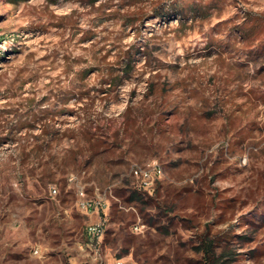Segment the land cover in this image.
Instances as JSON below:
<instances>
[{
	"label": "rangeland",
	"instance_id": "1",
	"mask_svg": "<svg viewBox=\"0 0 264 264\" xmlns=\"http://www.w3.org/2000/svg\"><path fill=\"white\" fill-rule=\"evenodd\" d=\"M117 259L264 264V0H0V264Z\"/></svg>",
	"mask_w": 264,
	"mask_h": 264
},
{
	"label": "built area",
	"instance_id": "2",
	"mask_svg": "<svg viewBox=\"0 0 264 264\" xmlns=\"http://www.w3.org/2000/svg\"><path fill=\"white\" fill-rule=\"evenodd\" d=\"M132 173L134 176L139 177L137 185L148 190L152 191L155 178L161 174V167L154 163L151 166H146L142 169H133ZM52 192H56V188L52 187ZM106 200V191L103 192V195L98 198H88L83 189H80L78 192V198L76 201L77 206L84 211L91 210H102L105 206ZM135 228L137 226L135 225ZM104 234V222L102 219H97L94 222L89 223L85 228V238L86 245L94 249L95 258H100L99 247L102 236ZM114 264H124L120 259L115 260Z\"/></svg>",
	"mask_w": 264,
	"mask_h": 264
},
{
	"label": "trees",
	"instance_id": "3",
	"mask_svg": "<svg viewBox=\"0 0 264 264\" xmlns=\"http://www.w3.org/2000/svg\"><path fill=\"white\" fill-rule=\"evenodd\" d=\"M204 246H205V249H204V253H205V255H209V253H210V251L212 252L213 250H212V242L210 241V242H206L205 244H204Z\"/></svg>",
	"mask_w": 264,
	"mask_h": 264
}]
</instances>
